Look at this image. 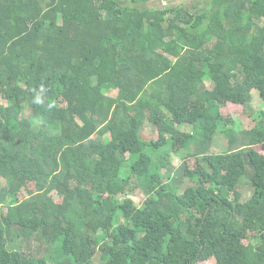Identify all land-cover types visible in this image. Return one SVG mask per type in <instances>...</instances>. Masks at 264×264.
Returning a JSON list of instances; mask_svg holds the SVG:
<instances>
[{
  "label": "trees",
  "instance_id": "16d2710c",
  "mask_svg": "<svg viewBox=\"0 0 264 264\" xmlns=\"http://www.w3.org/2000/svg\"><path fill=\"white\" fill-rule=\"evenodd\" d=\"M125 2L0 0V264H264V0Z\"/></svg>",
  "mask_w": 264,
  "mask_h": 264
},
{
  "label": "rangeland",
  "instance_id": "374dc122",
  "mask_svg": "<svg viewBox=\"0 0 264 264\" xmlns=\"http://www.w3.org/2000/svg\"><path fill=\"white\" fill-rule=\"evenodd\" d=\"M194 0H170L168 5H178V4H185V8H191V5L193 4ZM197 3V2H196ZM201 3V2H199ZM197 3V4H199ZM163 5H159V7H162ZM164 6H166V4H164ZM206 84L208 85V87L210 88L211 84H210V80H208L206 82ZM118 94L117 91H113L110 96L111 97H116ZM252 105L253 108L255 110V112H259L262 108L259 106L260 104V98H259V94L257 91H253L252 92ZM221 113L226 117L234 120L239 128V130L241 131H246L248 129H250L252 127V119H254L253 117H247L246 115L243 114L242 112V108L240 106H236V105H232V104H228L226 107L221 109ZM180 131L185 132L187 134H192V132L190 130H188L187 128H181ZM151 134V135H150ZM145 135L149 137V135L153 138V139H157V134L155 132V130L153 129L152 131H149L147 129H145ZM105 141H109V136H106ZM228 144H227V139L225 137V135L223 133H216L213 137V140L211 142V145L209 147V151L208 153L210 155L212 154H220V153H224L225 151L228 150L227 148ZM179 153H181V155H174L171 154V152H169L170 156L168 157V163L166 164V166H164V168L161 169V172H167V167L172 169V174L170 175V177H173L176 175V173L178 172V168L180 167L182 160H184V156H182V154H186L185 151H180ZM188 154H186L185 156H187ZM190 160V159H189ZM192 161V160H191ZM154 163H156V161H154ZM245 181V180H243ZM242 181V183H243ZM188 185L187 183H184L182 185ZM181 191V190H180ZM241 193L243 195V200H246L249 196H250V188L249 186H242L241 187ZM26 193L23 191L21 194V197H25ZM131 197L135 203L137 204L138 207H142V205L144 204V192L141 190V188H137L132 194ZM122 200V199H121ZM0 212H7V208H0ZM118 221H119V217H118ZM119 225V223L116 225V227ZM105 239H101V241H104ZM101 243V242H100ZM102 244V243H101ZM33 247L35 248V245H33ZM104 257H102L101 253H99L97 255V257L95 258L93 264H105V260L103 259ZM199 264H214V260H209L207 262H202Z\"/></svg>",
  "mask_w": 264,
  "mask_h": 264
},
{
  "label": "crops",
  "instance_id": "0c3cea01",
  "mask_svg": "<svg viewBox=\"0 0 264 264\" xmlns=\"http://www.w3.org/2000/svg\"><path fill=\"white\" fill-rule=\"evenodd\" d=\"M122 2L123 3H127V2H125V0H122ZM169 2H170V0H148V2L145 4V5H137L138 7H140V8H142V9H144V8H148V9H150V10H152V9H162L163 7H164V4H169ZM127 4H131V2L129 1ZM163 5L162 7H159V5ZM260 104H259V106L262 108L260 111H262V110H264V102L263 101H261V99H260ZM238 130H239V128H237Z\"/></svg>",
  "mask_w": 264,
  "mask_h": 264
},
{
  "label": "clouds",
  "instance_id": "9594fccd",
  "mask_svg": "<svg viewBox=\"0 0 264 264\" xmlns=\"http://www.w3.org/2000/svg\"><path fill=\"white\" fill-rule=\"evenodd\" d=\"M36 102H37V103H40L41 101H40V99H39V98H37Z\"/></svg>",
  "mask_w": 264,
  "mask_h": 264
}]
</instances>
